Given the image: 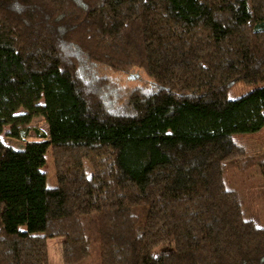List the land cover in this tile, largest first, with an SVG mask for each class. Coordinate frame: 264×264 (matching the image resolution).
I'll use <instances>...</instances> for the list:
<instances>
[{"label":"trees","instance_id":"16d2710c","mask_svg":"<svg viewBox=\"0 0 264 264\" xmlns=\"http://www.w3.org/2000/svg\"><path fill=\"white\" fill-rule=\"evenodd\" d=\"M262 130L264 0H0V264H264Z\"/></svg>","mask_w":264,"mask_h":264},{"label":"rangeland","instance_id":"374dc122","mask_svg":"<svg viewBox=\"0 0 264 264\" xmlns=\"http://www.w3.org/2000/svg\"><path fill=\"white\" fill-rule=\"evenodd\" d=\"M115 78L123 85L128 87H133L141 84L139 80L146 81L147 78L144 74H131L128 76L115 74ZM255 86L246 85L243 83H238L234 85L229 92V98H238L250 91H252ZM44 102L41 101V104ZM203 100L197 99L193 102L195 108L204 109ZM25 111L21 110L20 113ZM34 129L38 130L41 135H49V126L43 117H38L34 119L31 125ZM10 127H5L4 133L1 136L2 140L14 147H20L25 143L24 139H13L8 136L10 133ZM240 142L246 145L253 146L255 148H261L264 138V130L256 134L255 136L249 137H237ZM28 141V139H26ZM251 143V144H250ZM252 150V148H251ZM254 151V150H252ZM44 172L47 175V184L49 187H55L57 185L54 164L51 152L46 155V166L44 167ZM228 184L230 188L241 192L244 197V204L247 208V216L252 219L259 226H264V195L259 196L257 192L259 191V185H263L264 192V179L259 176V171L256 168L250 169L248 172H232L228 176ZM50 262L51 264H69L68 262V246L64 239L50 240Z\"/></svg>","mask_w":264,"mask_h":264}]
</instances>
